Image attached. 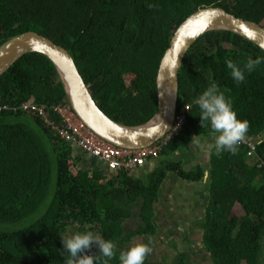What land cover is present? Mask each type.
<instances>
[{
    "label": "trees",
    "instance_id": "1",
    "mask_svg": "<svg viewBox=\"0 0 264 264\" xmlns=\"http://www.w3.org/2000/svg\"><path fill=\"white\" fill-rule=\"evenodd\" d=\"M206 6L264 26V0H0V45L28 30L51 38L72 53L109 116L142 124L157 111L156 77L173 33ZM258 56L264 57L259 45L231 31L197 40L179 73L178 109L190 105L186 124L150 171L111 173L98 160L86 162V153L75 157L73 146L39 117L0 111V264H64L62 237L85 231L114 241L116 258L108 264H119L120 251L137 244L134 237L155 235L154 204L164 181L206 178L202 165L186 169L181 154L195 137H214L193 103L213 82L249 121L246 138L258 145L253 156L242 143L235 155L211 152L204 245L214 264H264V64L237 84L225 63L243 68ZM32 96L47 106L67 100L55 66L40 53L25 55L0 77L2 103L20 106ZM89 254L99 255L96 245ZM158 260L147 256L145 264ZM186 261L181 254L167 264Z\"/></svg>",
    "mask_w": 264,
    "mask_h": 264
},
{
    "label": "water",
    "instance_id": "2",
    "mask_svg": "<svg viewBox=\"0 0 264 264\" xmlns=\"http://www.w3.org/2000/svg\"><path fill=\"white\" fill-rule=\"evenodd\" d=\"M245 28L247 31L244 30ZM217 30L234 32L259 47L264 45L262 24L239 17L223 7L206 6L198 9L181 23L171 37L156 77L157 111L150 120L142 124H126L109 116L95 99L72 53L65 46L35 30L18 33L0 45V77L25 55L30 53L44 55L55 66L65 89L67 101L90 129L116 146L140 149L155 144L171 130L179 108V73L185 58L202 35ZM249 32L253 35L249 36ZM176 58H178L180 67L170 70V65ZM69 144L73 146L75 157L84 154V150L79 148L75 142H69ZM91 159L96 160L94 157H89L85 161L88 162ZM177 225L178 222H171V224L159 226V228L162 227L159 234L172 236L179 230ZM189 241L196 247L195 251L202 252L205 259L211 260L214 264L211 253L204 245V239L201 242ZM189 241L182 242L188 243Z\"/></svg>",
    "mask_w": 264,
    "mask_h": 264
},
{
    "label": "clouds",
    "instance_id": "3",
    "mask_svg": "<svg viewBox=\"0 0 264 264\" xmlns=\"http://www.w3.org/2000/svg\"><path fill=\"white\" fill-rule=\"evenodd\" d=\"M248 35L252 36L253 33L249 32ZM261 50L264 51V45L261 46ZM225 63L233 81L241 84L246 79V73L251 74L259 65L264 64V57L258 56L255 59L249 57L243 68L231 59ZM179 67L176 58L172 61L170 70ZM193 103L199 108L201 127L210 128L214 134V142L208 144V149L214 151L216 155L224 152L237 154L240 142L247 136L250 123L238 117L232 100L220 90L219 84L211 83ZM205 175L207 176V173ZM152 243V239L149 238L148 243H137L127 250L120 251L119 264H145L146 257L152 252ZM62 245L64 264H108L110 260L116 258V243L105 240L92 231L77 232L68 238L62 237ZM93 245L97 246L99 255L89 254Z\"/></svg>",
    "mask_w": 264,
    "mask_h": 264
},
{
    "label": "built area",
    "instance_id": "4",
    "mask_svg": "<svg viewBox=\"0 0 264 264\" xmlns=\"http://www.w3.org/2000/svg\"><path fill=\"white\" fill-rule=\"evenodd\" d=\"M4 109L21 110L29 116L39 117L45 125L53 128L63 140L75 142L89 157H94L103 163L110 172L118 173L134 171L159 157L169 142L184 128L186 113L190 109V105L178 109L171 130L162 139L149 147L140 149L122 148L102 139L77 115L67 100L52 106L38 103L34 96L20 106L4 104L0 100V111ZM52 114L56 115L59 120ZM240 143L249 147V155H255L258 145L256 140L245 138ZM69 163L70 171L77 173L73 160H70Z\"/></svg>",
    "mask_w": 264,
    "mask_h": 264
},
{
    "label": "rangeland",
    "instance_id": "5",
    "mask_svg": "<svg viewBox=\"0 0 264 264\" xmlns=\"http://www.w3.org/2000/svg\"><path fill=\"white\" fill-rule=\"evenodd\" d=\"M198 142V143H197ZM214 142V137L206 139L200 136H197L193 140V144H191V148L189 151L184 152L181 156L185 160V168L191 169L197 165L198 161L208 162L209 157L211 156V152L208 149V144ZM180 156V155H178ZM163 157H157L154 160V163L158 164ZM114 173V172H111ZM208 184L207 183H189V182H181L179 180L177 185L174 187V192L171 190V187H168V193L166 194L167 201L164 202L166 205L165 208L169 210V213L172 217H175V220L178 222L177 230L172 236L164 234L163 236L161 233H156L153 236H136L134 237L133 243H148L149 238L152 239V252L148 255L150 259L156 257L161 264H167L173 259L178 258V254H184L188 264H213L211 260L205 259L204 255L200 251H195V246L189 240H196V241H203L204 239V228H203V221L205 215V209L198 210L195 215H183L182 209L183 207L187 206V199L190 201V196L192 193L195 197L203 194L206 198L209 197L208 191ZM196 187L197 189L194 190L193 188ZM198 188L201 190L198 191ZM190 193V194H189ZM187 197V199H186ZM207 199L204 201L206 202ZM207 202L204 203V207L206 206ZM192 210H189V213ZM163 217H165L163 215ZM193 220V221H192ZM138 224L139 219L137 220ZM137 223H133L135 229L138 228ZM131 225V226H132ZM191 226V227H190ZM158 228V227H157ZM162 228V227H161ZM159 229V228H158ZM162 231V230H161ZM72 235V234H71ZM70 235V236H71ZM182 241H189L188 243H184ZM195 251V252H194Z\"/></svg>",
    "mask_w": 264,
    "mask_h": 264
},
{
    "label": "crops",
    "instance_id": "6",
    "mask_svg": "<svg viewBox=\"0 0 264 264\" xmlns=\"http://www.w3.org/2000/svg\"><path fill=\"white\" fill-rule=\"evenodd\" d=\"M85 157H86V159L89 158L88 155H85ZM156 165H157L156 163L150 162V163H148L147 165H145L143 167V170L144 171H150ZM198 165L204 166V168H205L204 170L206 171L207 176H206V178L204 180H202L200 182H197V183H207V182L210 183L211 179L210 178L207 179V177L209 176L208 170H210V167H208L209 166V161L208 162L198 161L196 166H198ZM139 173H135L136 176ZM179 180L180 179H178V178L169 177L162 184V187H161L160 192H159L158 200L154 204L155 214H154V217H153V222L156 225V227H158V228H159V226H162V225H168V223L171 224V222H177L175 220V217H172V215L169 213V210L167 208H165L166 205L164 204V202L167 201V197H166V194L168 193V189L167 188L171 187V190L174 192V187L177 185V182ZM181 182H188V181L181 180ZM189 183H195V182H189ZM193 189L196 190L197 188L194 187ZM200 191L201 190L198 188L197 192H200ZM193 194L194 193H192L191 196H190V201L186 197L187 206L183 207V209H182L183 215H193L194 216L195 213H197L198 210H200V209H202V210L205 209L206 210V206L204 207V203H206V202H204V201L208 197L206 198L203 194L199 195V193H198V196L195 197ZM190 209L192 211L189 213ZM163 215L166 216V217H163ZM165 220H167V222ZM158 228H157V233H159V230H162V228H159V229ZM177 229H179V228L177 227Z\"/></svg>",
    "mask_w": 264,
    "mask_h": 264
},
{
    "label": "flooded vegetation",
    "instance_id": "7",
    "mask_svg": "<svg viewBox=\"0 0 264 264\" xmlns=\"http://www.w3.org/2000/svg\"><path fill=\"white\" fill-rule=\"evenodd\" d=\"M145 242H148V241H145ZM151 246H152V245H151ZM180 255H181V254L179 253V254H178V257H179Z\"/></svg>",
    "mask_w": 264,
    "mask_h": 264
},
{
    "label": "snow or ice",
    "instance_id": "8",
    "mask_svg": "<svg viewBox=\"0 0 264 264\" xmlns=\"http://www.w3.org/2000/svg\"><path fill=\"white\" fill-rule=\"evenodd\" d=\"M244 30H245V31H247V29H246V28H245Z\"/></svg>",
    "mask_w": 264,
    "mask_h": 264
}]
</instances>
